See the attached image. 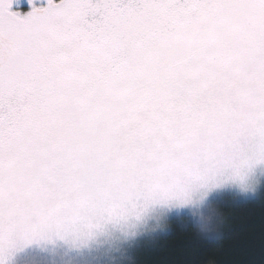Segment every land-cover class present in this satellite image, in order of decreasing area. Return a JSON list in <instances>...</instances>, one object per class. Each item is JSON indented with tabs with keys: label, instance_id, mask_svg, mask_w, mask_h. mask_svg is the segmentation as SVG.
I'll return each mask as SVG.
<instances>
[{
	"label": "snow or ice",
	"instance_id": "snow-or-ice-1",
	"mask_svg": "<svg viewBox=\"0 0 264 264\" xmlns=\"http://www.w3.org/2000/svg\"><path fill=\"white\" fill-rule=\"evenodd\" d=\"M225 195L264 199V0H0V264L215 242Z\"/></svg>",
	"mask_w": 264,
	"mask_h": 264
},
{
	"label": "trees",
	"instance_id": "trees-1",
	"mask_svg": "<svg viewBox=\"0 0 264 264\" xmlns=\"http://www.w3.org/2000/svg\"><path fill=\"white\" fill-rule=\"evenodd\" d=\"M214 210L221 217L215 242L182 219L166 222L170 232L140 249L137 264H264V199L227 196Z\"/></svg>",
	"mask_w": 264,
	"mask_h": 264
},
{
	"label": "rangeland",
	"instance_id": "rangeland-1",
	"mask_svg": "<svg viewBox=\"0 0 264 264\" xmlns=\"http://www.w3.org/2000/svg\"><path fill=\"white\" fill-rule=\"evenodd\" d=\"M243 195V194H241ZM228 195H225L221 200H219L218 202L214 203V204H211L209 206V209L210 210H214L216 208L219 207V205L223 202V200L227 197ZM166 224V223H165ZM165 224L163 225V229H165ZM142 249V248H141ZM141 254L140 250L137 252L136 254V259L138 257V255ZM34 259L36 260L37 264H46V262L51 259L50 257H47V256H44V255H41V254H36V256L34 257Z\"/></svg>",
	"mask_w": 264,
	"mask_h": 264
},
{
	"label": "clouds",
	"instance_id": "clouds-1",
	"mask_svg": "<svg viewBox=\"0 0 264 264\" xmlns=\"http://www.w3.org/2000/svg\"><path fill=\"white\" fill-rule=\"evenodd\" d=\"M161 227H163V225H161Z\"/></svg>",
	"mask_w": 264,
	"mask_h": 264
}]
</instances>
